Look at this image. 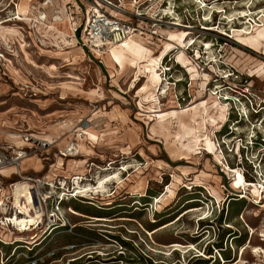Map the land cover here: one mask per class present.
I'll return each mask as SVG.
<instances>
[{"label":"rangeland","instance_id":"374dc122","mask_svg":"<svg viewBox=\"0 0 264 264\" xmlns=\"http://www.w3.org/2000/svg\"><path fill=\"white\" fill-rule=\"evenodd\" d=\"M93 1L0 0V127L13 136L0 135V147L16 150L24 133L51 144L27 158L41 160L39 172L22 170L25 159L12 177L0 176V196L13 181L14 214L25 188L19 181L14 190L19 170L54 183L52 203L62 182L75 191L77 177L93 184L116 173L121 181L108 183L104 195L66 200L65 229L50 205L23 231L0 224V264H264V180L245 184L224 161L238 166L234 145L264 131V40L235 35L264 30V0H108L105 9L140 32L100 53L111 57H104L107 66L74 37ZM42 12L47 19L36 22ZM184 31L195 43L183 61ZM162 83H169L166 95ZM208 94L222 110L207 113ZM240 94L253 97L259 113L242 97L235 104L222 98ZM226 131L233 137L223 138ZM75 132L80 153L63 159L60 150ZM261 150L246 153L255 158ZM241 188L248 199L230 201ZM202 220L214 222L202 230Z\"/></svg>","mask_w":264,"mask_h":264},{"label":"built area","instance_id":"2783aa9c","mask_svg":"<svg viewBox=\"0 0 264 264\" xmlns=\"http://www.w3.org/2000/svg\"><path fill=\"white\" fill-rule=\"evenodd\" d=\"M112 4H113L112 1L108 2V0H94L91 3L90 5L91 8L87 10L86 19L84 24L80 27V34L78 37L79 43L83 47V49L89 50L90 52L92 53L94 52L96 54L99 52L104 53L109 51L112 46L123 42L131 34L132 26L129 22L117 16L112 15L109 11L105 9L106 7H108V5H112ZM230 75L232 74L231 73L227 74V77ZM241 97L243 102L241 100ZM222 98L230 102H233L234 104L235 102L246 103L247 108L248 107L251 108L256 114L259 113L255 111L256 104L253 103V97H250L246 94L241 96H236L237 99L235 100L228 96L227 97L222 96ZM237 112L239 116L243 117V114H241L240 110H237ZM228 115L229 117L227 118V123L225 125L226 127L229 122L228 120L231 117L230 116L231 114ZM245 116L247 117L248 115L244 114V117ZM85 126H89V125H85ZM230 135H232V132L230 133L229 131L228 132L226 131V133L224 132L223 134V138H230L228 137ZM21 136L23 141L27 145L26 148L10 150V148L0 147V170L6 168L7 166H12V165L19 166L23 158L32 155L33 152L37 153L42 150H47L51 146V144L47 140L39 138L35 136L33 133H24ZM222 143L224 146L226 144V141L222 140ZM234 146H235V155L237 156L238 159V166L236 167L241 170L244 179L249 183H259L257 181L258 177L262 178L260 180H264V131L258 130L256 135H254L250 140V142L245 146L243 144L241 146L238 145V148L236 145ZM219 147L222 151L221 145ZM249 148H253L254 152L262 149L261 150L262 152L256 153V157L253 158L254 154L249 155V153H246L247 152L246 150H248ZM60 154L63 157H68V156H72L74 152L68 148L67 149L65 148L64 150H60ZM224 161L228 166H232L229 162H227V159H225V157H224ZM246 167H250V170L255 171L256 176L255 175L253 176L254 180L248 179L249 175H251V172L250 170L246 169ZM258 170L261 171V174L258 173ZM224 173L228 176V178H231L226 171ZM18 174L20 176V179L18 181L27 182L29 184V190L32 192L34 196L33 200H30L31 198L28 197L23 198V200H25L26 203L30 201H31L30 203H34L38 212L42 214L41 216L42 219L46 214V211L48 210L50 205L51 206L50 217H54L55 222L57 224L60 223L61 225L67 226V223L65 221H61L62 219L60 216V214H62L63 211V203L66 200L76 199L77 197H81L79 196L81 194H77V192L74 191L73 188H72L73 191H70V188L65 189V185L67 183L62 182V184H60V187L57 188L60 189V192L54 195V202L52 203L51 200L53 197L52 196L53 192L51 188H54L53 187L54 183L49 182L45 177L23 174L21 170L18 171ZM255 180L257 182H255ZM58 181L61 183V180ZM15 184L16 182H14V186ZM259 184H261V182ZM73 186L74 184L72 185V187ZM11 187H12L11 194L0 196V224L5 226L12 225L13 227V223L10 222V219L11 217L13 218L15 215H20V209L16 207V210L14 209V214H13V183H11ZM241 190L243 192L238 194V197L239 198L243 197L248 199L247 196L248 193L246 192L248 190L244 188H241ZM0 241L5 243V240H3L1 237H0Z\"/></svg>","mask_w":264,"mask_h":264},{"label":"bare ground","instance_id":"6f19581e","mask_svg":"<svg viewBox=\"0 0 264 264\" xmlns=\"http://www.w3.org/2000/svg\"><path fill=\"white\" fill-rule=\"evenodd\" d=\"M243 15H246V16H249V12L248 13H246V12H243ZM20 16H21V14H20ZM20 16L18 17V18H20ZM17 18V19H18ZM36 22L38 21L39 23H41L42 22V20L43 19H47V14L46 13H40V15H36ZM64 20L63 18H62V16H58L57 18H56V20ZM41 21V22H40ZM174 25H177V26H179L180 25V23H178V22H174ZM53 27V26H52ZM56 27V26H55ZM185 28H190V27H187V26H185ZM250 28H243V29H236L235 30V35H237V36H244L247 40H249V41H252V42H258V43H260V42H263V40H264V30L263 31H260V30H257V31H253V30H249ZM185 30V29H184ZM136 30H135V28L134 27H132V31H131V34L129 35V37L127 38V39H125L123 42H121V43H119V44H116V45H114V46H112L111 48H110V53L111 52H113V51H111V50H114V48L115 47H117V46H127L128 45V41L132 38V35H139V29H138V32L136 33V34H133L134 32H135ZM16 32V31H15ZM182 32V31H181ZM190 32V31H189ZM171 34H174V33H171ZM188 33L186 32V31H184L183 33H182V35L180 36L181 38V40L183 41L182 42V46H180V50H179V53H178V57H181V59L184 61V59L183 58H186V56L188 55V53H187V47L190 45V46H192L195 42L193 41L194 39L193 38H189V36L187 35ZM179 37V36H178ZM244 41V40H243ZM251 42V43H252ZM174 44H177V43H174ZM209 44V43H208ZM241 44V43H240ZM246 45V44H245ZM252 45H253V43H252ZM255 45V44H254ZM257 45V44H256ZM170 46V45H169ZM174 45H172L171 47H173ZM257 46H259L260 47V45H257ZM257 46H256V48H257ZM126 48V47H125ZM211 46H207V52H210L211 53ZM252 48V47H251ZM255 48V47H254ZM118 49H120V48H118ZM117 49V50H118ZM129 49V48H128ZM258 50H259V48H257ZM121 50V49H120ZM120 50H118V51H120ZM131 50H133V49H131ZM137 50H138V48H137ZM117 51V52H118ZM116 52V51H115ZM114 52V54H116ZM125 52V51H124ZM134 52L135 53H139V52H137V51H135L134 50ZM257 52V51H256ZM105 53V52H104ZM104 53H101V54H104ZM119 53V52H118ZM263 53V52H262ZM98 54V53H97ZM113 54V55H114ZM120 54V53H119ZM125 54V53H124ZM165 54V53H164ZM187 54V55H186ZM98 55H100V52H99V54ZM126 55V54H125ZM124 55V56H125ZM133 55V54H132ZM101 56V55H100ZM116 55H114V57H115ZM127 56V55H126ZM129 56V55H128ZM127 56V57H128ZM135 56V55H134ZM136 56H138V55H136ZM105 58H107L106 60H108L109 58H111V57H109V55L106 57V56H104ZM113 57V58H114ZM179 59V58H178ZM180 59V61H182ZM112 59H110L109 60V63H110V61H111ZM123 59L121 58V56L119 57H116V59H114V61L112 60V62H111V64L112 63H114V65H117L119 62H121ZM215 60V59H214ZM185 63V62H184ZM192 63V62H191ZM114 65L112 64V66L114 67ZM264 66V65H263ZM153 68V67H152ZM156 68V67H155ZM169 70H170V68H169ZM152 71V70H151ZM156 71V70H155ZM152 73V72H151ZM197 75H198V73H197ZM196 75V76H197ZM208 75V74H207ZM164 80H166V79H164ZM156 80H155V78H152L151 79V81H150V83L152 84V85H155L156 83ZM162 87V95H166L167 94V92L170 90L169 89V83H165V84H163L162 83V85H161ZM161 90V89H160ZM209 95V97H210V99H211V104L209 105V106H207L206 108H207V113H210L211 111V109H213V108H218L220 105H222V102H220V101H216L215 99H214V97H213V94H208ZM165 97V96H164ZM209 102V101H208ZM225 106H226V104H225ZM227 107V106H226ZM219 109H220V107H219ZM219 109H217V110H219ZM220 110H222V108L220 109ZM213 111V110H212ZM224 111V110H223ZM222 112V111H221ZM220 112V113H221ZM215 113H219V112H215ZM223 113V112H222ZM224 115H226V114H223V118H224ZM220 116V115H219ZM226 117V116H225ZM225 119V118H224ZM86 128V126L84 127H80V129H85ZM75 134H76V138H78V136H79V134H78V132H75ZM70 149V150H72L73 152H74V154L72 155V156H77V155H79V153H80V145L76 142V140H73L67 147H66V149ZM65 149V148H64ZM77 152H79V153H77ZM222 154H224L223 152H222ZM63 157V156H62ZM27 158H29L28 156L27 157H25V158H23L22 160L24 161L25 159L27 160ZM22 160H21V162H22ZM20 162V163H21ZM226 164V163H225ZM226 166H227V169H229L230 171H232V170H234V169H239V168H237V167H232V166H228L227 164H226ZM8 167H18L17 165H12V166H7L6 168L8 169ZM5 169V168H4ZM240 170V169H239ZM241 171V170H240ZM105 175V174H104ZM241 175H242V178L244 179V177H243V174L241 173ZM83 178H80V177H77L76 179H75V181H74V186H75V191L77 192V194H81V193H87V192H92V193H98V195H101L102 193H103V195L105 194V193H107L108 192V188H107V185H108V183H111V182H113V183H117V184H120L121 183V181H120V179H119V176L116 174V173H112V174H107V175H105V176H103V177H99L98 178V180L96 181V182H94L93 184L92 183H86V184H83ZM19 182V181H18ZM18 182H16V184H15V186H14V190H15V187H16V185H17V183ZM22 182H24V191L22 192V198H20L19 200H16L15 199V208L17 207V208H19L20 209V215H15L13 218L11 217V219H10V222L11 223H13V224H15V225H17V226H20V228L21 227H26V226H28L29 224H34L36 221H38V220H40L41 219V213L40 212H38V210L36 209V206H35V204L34 203H30V202H25V200H23V198H31L30 200H33L34 199V196H33V194H32V192L29 190V184L27 183V182H25V181H22ZM244 183L246 184V183H248V184H251V185H255V183H249V182H247L245 179H244ZM20 184V183H19ZM242 185V184H241ZM17 189V188H16ZM198 210V208H193V209H191L190 210V212H193V211H197ZM77 214H82V213H80V212H76ZM37 224V223H36ZM23 228H21L20 229V231H23L22 230ZM254 231V230H253ZM253 233V232H252ZM257 252L259 251V250H256Z\"/></svg>","mask_w":264,"mask_h":264},{"label":"crops","instance_id":"0c3cea01","mask_svg":"<svg viewBox=\"0 0 264 264\" xmlns=\"http://www.w3.org/2000/svg\"><path fill=\"white\" fill-rule=\"evenodd\" d=\"M78 2V1H77ZM79 7H80V5H79ZM118 17V16H117ZM120 18V17H119ZM85 19H86V17L83 19V20H81L80 22H79V24H77V26H75V29H74V37H75V40H78V37H77V33H78V30H80V27L84 24V22H85ZM78 43H79V40H78ZM129 43V42H128ZM80 44V43H79ZM121 47H123V46H121ZM81 49L84 51L85 49H83V47L81 46ZM78 51H81V50H78ZM99 57H101L100 59V63H103L105 66H107V62H105L104 61V57L103 56H99ZM167 56L165 55V56H163V58L162 59H165ZM177 63V62H176ZM181 65V64H180ZM183 67V66H182ZM10 133H12V132H6V131H4L3 129H1V127H0V135H3V134H7L8 136H10V137H13ZM34 134V133H33ZM21 136V135H20ZM22 139V138H21ZM73 140H76V142L77 143H79V138H71V140H70V142H69V144L73 141ZM22 142H24L23 141V139H22ZM25 143V142H24ZM23 143V145L22 146H18L17 147V149H21V148H26V144H24ZM68 146V145H67ZM67 146H65V147H67ZM16 149V150H17ZM63 159H64V157H62ZM40 162H41V160H36V158H30V159H28V160H26L25 162H23L22 164H21V169L22 170H33V171H35L36 173L37 172H39L40 170H41V164H40ZM13 168L14 167H8V169L6 168V171L5 172H3V169L2 170H0V176H4V177H12V175H13ZM4 173V174H3ZM48 178V177H47ZM11 183H13V181H10V184H9V188H10V193L9 194H11V192H12V187H11ZM0 188H1V186H0ZM3 188V187H2ZM5 192H6V188H5ZM3 193L2 194V196H4V195H8V194H6V193Z\"/></svg>","mask_w":264,"mask_h":264},{"label":"trees","instance_id":"16d2710c","mask_svg":"<svg viewBox=\"0 0 264 264\" xmlns=\"http://www.w3.org/2000/svg\"><path fill=\"white\" fill-rule=\"evenodd\" d=\"M78 33L80 34V30H78ZM224 128L226 129V126ZM223 129L221 131H223ZM75 200H77V199H75ZM242 200H244V198H238V196H237V197H234L233 200H230V201H242ZM70 208H71V206H70ZM202 222H204V221L202 220ZM212 222H214V221L213 220L212 221L211 220H208L207 222H204L203 223L204 225H202L203 227L201 226L202 230H205V229L208 230V228H210L212 226ZM59 226L62 227L63 229L67 228V226H64V225H61V224H59ZM0 243H4V242L0 241Z\"/></svg>","mask_w":264,"mask_h":264}]
</instances>
